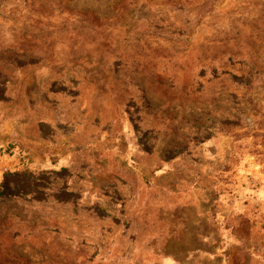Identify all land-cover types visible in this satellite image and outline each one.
<instances>
[{"label": "rangeland", "instance_id": "1", "mask_svg": "<svg viewBox=\"0 0 264 264\" xmlns=\"http://www.w3.org/2000/svg\"><path fill=\"white\" fill-rule=\"evenodd\" d=\"M0 264H264V0H0Z\"/></svg>", "mask_w": 264, "mask_h": 264}]
</instances>
